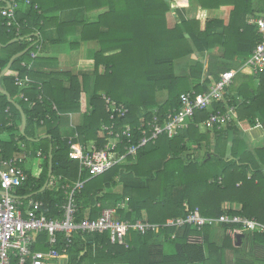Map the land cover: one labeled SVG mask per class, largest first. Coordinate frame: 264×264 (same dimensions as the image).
<instances>
[{"label":"trees","instance_id":"obj_1","mask_svg":"<svg viewBox=\"0 0 264 264\" xmlns=\"http://www.w3.org/2000/svg\"><path fill=\"white\" fill-rule=\"evenodd\" d=\"M6 1L0 0V10ZM25 1L30 5H25ZM171 1L17 0L15 18L19 36L15 35L16 26L6 28L0 15V75L11 57L28 50L1 77L2 88L22 109L26 119L22 135L19 111L0 93L2 158L11 159L29 151L32 152L29 157L33 158L31 169L25 168L28 180L14 191V196L24 199L31 195L43 202L48 217L61 216L59 209L67 193L77 182H83L82 189L75 190L73 195L78 221L98 218L103 209L123 202L126 209H119L118 215L131 223L146 219L162 225L197 209L204 218L239 215L264 225V145L250 148L244 131L236 125L212 132L203 127L210 111H221L231 105L237 107L240 122L251 128L258 126V122L259 135L264 134V71L258 73V87H254L253 79L237 86L234 77L224 100L213 103L210 111H195L192 119L186 120L185 130L171 139L161 137L154 144L146 145L134 157H128L102 175L79 173V163L68 157V137L63 132L68 127L64 126L63 117L67 113L84 114L83 124L74 132L77 142L98 141L101 126L108 123L99 96L104 93L129 110L118 125L129 124L135 130L154 115L162 118L178 109L181 95L209 91L206 84L210 81L200 82L201 61L193 60L188 75L182 77L174 74L175 61L221 45L224 48L219 62L222 69L209 71L210 77L217 81L220 73L232 68L226 63L228 60L249 58L260 41L255 28L246 25V18L235 23L240 15L239 5L234 6L227 26L210 20L201 32L197 21L182 20L169 28L167 14L171 12ZM261 2L264 13V2ZM53 10L71 11L73 16L70 21L55 25L57 37L48 43L66 44L68 37L78 33V41L69 45L75 48L80 43L95 44L94 70L81 73L80 77L64 74L69 81L67 88H62L51 74L45 76L46 83L19 89L14 85V77L33 76L30 66L35 59L30 53L43 50L44 32L56 19L49 17ZM76 12L80 15L78 20ZM91 12L99 14L90 20ZM249 12L252 14V9ZM219 27L222 33L216 34ZM240 30L243 33L239 35ZM29 37L33 38L32 42L27 41ZM233 48L237 50L230 53ZM22 63L27 67H22ZM185 87L186 90H181ZM159 91L167 92L163 104L156 101ZM40 95L42 103L38 101ZM237 96L241 98L239 103ZM38 130H43L42 135L47 138L35 135ZM189 147H193L191 151ZM50 148L52 176L48 179ZM200 149H204L201 157ZM37 152L41 153L40 157ZM52 178L60 180L40 192ZM66 186L67 189H62ZM225 204H237L240 210L225 209ZM218 228L223 231L222 242L213 240L214 228L208 226L201 230L191 226L165 227L157 234L146 235L130 232L127 246L110 244L107 233L79 234L73 238L67 264H264V234L247 232L231 224ZM239 234L243 237L237 246ZM40 239L45 240V235ZM167 245L172 248L167 249Z\"/></svg>","mask_w":264,"mask_h":264},{"label":"built area","instance_id":"obj_2","mask_svg":"<svg viewBox=\"0 0 264 264\" xmlns=\"http://www.w3.org/2000/svg\"><path fill=\"white\" fill-rule=\"evenodd\" d=\"M25 5H30V2L25 1ZM17 6V0H7L4 8L0 10V15L5 20L6 28L16 26L15 35L19 36V26L15 18ZM247 24L255 28L260 41L249 58L240 60V65L241 69H250L257 74L264 71V13L249 17ZM27 41L32 42L33 38L29 37ZM30 57L35 59L36 54L32 52ZM21 66L27 67L26 63H22ZM235 75V71L220 73L208 92L181 95L178 109L169 111L162 118L154 115L150 120L142 122L135 130L129 124L118 125V122L128 115V108L101 93L99 96L108 115V123L101 126L98 141L91 140L83 144L76 141L77 134L68 137V157L79 163V173L102 175L125 162L128 157H134L146 145L154 144L161 137L171 139L185 130L186 120L192 119L195 111L208 110L213 103L224 100L226 89L232 84ZM14 85L19 89H27L31 86V81L28 77L21 79L15 76ZM20 97L27 101L23 95ZM38 101L42 103L41 95L38 96ZM236 109V106L228 105L224 110L210 111L203 127L206 131L212 132L236 125L244 130L242 122L237 118ZM42 124L43 121L40 122V125ZM2 139L0 133V190L14 195V191L28 180L23 165L32 152L4 160ZM36 155L40 157L41 153L37 152ZM57 180L60 178H52L48 181V185L54 186ZM82 187L83 182L75 184L59 209L61 216L55 217L46 215L48 211L45 210L42 201L33 198L25 200L0 197V264H67L73 238L79 234L107 233L109 243L119 246H127L130 232L140 235L157 234L165 227L179 229L191 226L201 230L207 226L217 228L231 224L240 226L247 232L264 234V225L259 224L255 219L239 215H222L217 219L204 218L197 209L184 218L169 219L162 225L152 224L146 219L131 223L122 220L118 215L119 209H126V204L123 202L115 207L103 209L98 218L78 221L73 195L75 190H80ZM67 188L68 186L62 187V189ZM42 235H45V240L40 239ZM38 246H45V249L37 248Z\"/></svg>","mask_w":264,"mask_h":264},{"label":"crops","instance_id":"obj_3","mask_svg":"<svg viewBox=\"0 0 264 264\" xmlns=\"http://www.w3.org/2000/svg\"><path fill=\"white\" fill-rule=\"evenodd\" d=\"M202 2H198V0H172L170 2L171 12L167 14L168 27L171 28L176 23H180L182 20L197 21L201 32L205 30L206 22L210 20L222 22L224 26H227L230 22L231 13L234 10L235 5H239L240 14L235 23L240 22V19L244 17L246 18L245 22L247 25V20L249 17H255L263 13L261 12V0H252L251 3L249 2V0H203ZM249 9H252V14L251 12H249ZM53 11H51L49 17H53L56 19L52 20L50 26L44 32L45 45L43 46L42 51H38L39 49L37 50L35 62L30 66V71L33 73V76L28 78L30 79L31 84H40L46 83L47 80L45 79V76L52 74L55 77L53 78L57 80L56 82H60V86L62 88H67L69 86V81L64 74L67 73V75H75L77 77H80L81 73H88L94 70V60L92 57L94 52L97 50V47L93 43H80L79 45H76L75 48H71L69 43L74 44L75 41H78V33L76 35L68 37V43L66 44L50 45L48 41L56 39L57 37L55 25L62 22H68L72 19L73 16L71 11ZM98 14L99 12H91L88 14V18L90 20H93V18H95ZM79 17L80 15L78 14V12H76L77 20ZM221 33L222 28L219 27L216 31V34ZM242 33V30H240L239 35ZM186 37H188V35H186ZM223 38L226 37L223 36ZM235 50L237 49L233 48L230 53H233ZM223 55L224 48L218 44L214 45L211 50L203 54H198L195 52L193 55H189L186 58L180 59L178 60V62L176 61V65H174V74L180 77L188 75L189 65L191 64V62H193V60H199L203 63V72L200 82L204 83V81L207 79L210 82H208L206 85L207 87H211L215 83L216 79L210 77V68L217 72L221 71L222 68L219 65V62L222 60ZM240 59L241 57H234L233 60H228L226 62L232 67L229 71L236 72L235 85L240 86L244 83L252 81L253 79L254 87H258V73L254 74L250 69H241V66L239 64ZM2 90L4 89L2 88ZM232 95L235 96L237 94ZM166 99V91L157 92L156 101L158 104H163ZM236 102H241V98L239 96H237ZM63 117L65 118L64 126L68 125V127H65L63 129L65 136H73L74 134H76L74 133L75 129L83 124L84 114L82 112H70ZM65 120H67V124H65ZM246 126L247 130H243V134L247 136L246 139L250 148H253L252 144H250L249 141L252 142L255 140V138H257V134L259 135L258 128L260 125L258 123V126H255L257 128H251L248 125ZM42 134L43 130H38L37 132H35V135ZM43 137L45 136L42 135L41 138ZM202 148L204 147L202 146ZM203 153L204 149H200L198 155L201 157ZM31 163H33V161H31ZM224 208L232 211L240 210V206L237 204H225ZM38 248H40V246H38Z\"/></svg>","mask_w":264,"mask_h":264},{"label":"water","instance_id":"obj_4","mask_svg":"<svg viewBox=\"0 0 264 264\" xmlns=\"http://www.w3.org/2000/svg\"><path fill=\"white\" fill-rule=\"evenodd\" d=\"M165 1L167 2L168 0H165ZM13 42H15V40L11 41L9 44H11V43H13ZM27 51H28V50H25V51H23V52H21V53H19V54H17V55H14L13 57H11V58L9 59V61H8L7 65H6V67H5V68L2 70V72H1V75H0V81H1V77H2L3 75H5V74L10 70V68H11V66H12V64H13V62H14L16 59H18V58L22 57L23 55H25V53H26ZM0 93L3 94V95H5V96L7 97V99H8V101H9L12 105H14V106L17 108V110L19 111L20 116H21L20 133H21L22 135H24V131H25V127H26V119H25V115H24L22 109L10 99L9 94H8L6 91L2 90L1 85H0ZM43 138H47V137H43ZM48 157H49V160H48V175H47V176H48V179H50L51 176H52V149H51V148H50V150H49ZM47 186H48V180L45 182V184H44V186H43V188L41 189L40 192H42L43 190H45V189L47 188ZM5 196H7V197H9V198H12V199H17V198H18V197L14 196V195L6 194L5 192H3V191L0 190V197H5ZM31 197H32V196L30 195V196L25 197L24 199L26 200V199H29V198H31ZM242 237H243L242 234H239V235L236 236V241H237V242H236V245H237V246H239V245L241 244V238H242Z\"/></svg>","mask_w":264,"mask_h":264},{"label":"rangeland","instance_id":"obj_5","mask_svg":"<svg viewBox=\"0 0 264 264\" xmlns=\"http://www.w3.org/2000/svg\"><path fill=\"white\" fill-rule=\"evenodd\" d=\"M177 62H178V60H177ZM174 65H176V61L174 62ZM181 90H186V87L185 88H182ZM189 90H191V89H189ZM210 110L211 109L209 108L208 111H210ZM243 125H244L243 126L244 131L247 130L246 124L244 123ZM249 143L252 144L253 147H261L264 144V134H260V135L257 134V138H255V140L252 141V142L249 141ZM192 148L193 147H189V151H191ZM31 161H33V158H30V157L27 158V160L24 163L23 167L30 170L31 167H32ZM211 232H212V236H213V240L214 241H216V242H222V240L224 239L222 229H220V228L217 227V228H214L213 230H211ZM166 248L167 249H171L172 246L171 245H167ZM227 255L230 258L232 257L231 252H228Z\"/></svg>","mask_w":264,"mask_h":264},{"label":"bare ground","instance_id":"obj_6","mask_svg":"<svg viewBox=\"0 0 264 264\" xmlns=\"http://www.w3.org/2000/svg\"><path fill=\"white\" fill-rule=\"evenodd\" d=\"M246 72V71H245Z\"/></svg>","mask_w":264,"mask_h":264}]
</instances>
